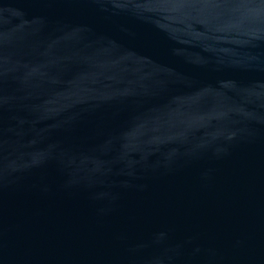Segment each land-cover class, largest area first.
Returning a JSON list of instances; mask_svg holds the SVG:
<instances>
[{
  "label": "water",
  "instance_id": "water-1",
  "mask_svg": "<svg viewBox=\"0 0 264 264\" xmlns=\"http://www.w3.org/2000/svg\"><path fill=\"white\" fill-rule=\"evenodd\" d=\"M0 264H264V0H0Z\"/></svg>",
  "mask_w": 264,
  "mask_h": 264
}]
</instances>
